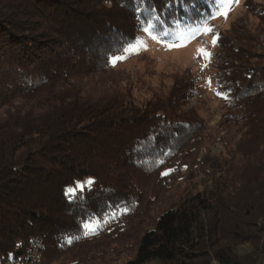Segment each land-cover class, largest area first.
<instances>
[{
  "label": "trees",
  "instance_id": "1",
  "mask_svg": "<svg viewBox=\"0 0 264 264\" xmlns=\"http://www.w3.org/2000/svg\"><path fill=\"white\" fill-rule=\"evenodd\" d=\"M207 5L0 0V264L24 259L36 237L45 243L38 264L264 260V64L231 58L216 68L217 88L231 97L220 124H238L240 136L225 139L222 156L199 160L209 183L187 195L174 167L208 137L204 117L184 107L198 80L176 78L140 100L108 76L109 56L143 32L144 7L187 33L182 22ZM85 179L94 183L73 200L66 190ZM113 210L99 234L82 235L86 216Z\"/></svg>",
  "mask_w": 264,
  "mask_h": 264
},
{
  "label": "rangeland",
  "instance_id": "2",
  "mask_svg": "<svg viewBox=\"0 0 264 264\" xmlns=\"http://www.w3.org/2000/svg\"><path fill=\"white\" fill-rule=\"evenodd\" d=\"M209 23L221 37L216 47L211 44V35H202L192 39L185 47L168 49L142 32L140 37L145 38L147 49L141 50L138 54L124 53L127 59L118 62L115 65V71L108 75L122 85L129 84L140 100H148L155 92H167L176 78L198 80L199 89L195 94L186 98L184 107L186 109L196 108L204 117L208 137L193 158L185 159L174 167L179 173L176 182L177 191L182 195L199 190L209 183L203 179L199 160L206 155L222 156L225 150V139L240 136L237 133L238 124H220L228 106L225 99L216 95L218 89L214 79L216 68L224 60L231 58H239L245 63L254 65L264 64V0H240V3L228 14L227 19L221 15L211 19ZM204 46L213 52L214 56L209 68L202 71L201 66L205 61L203 58H198L197 50ZM208 77L212 79L211 88L205 83ZM89 180L78 181L71 187ZM38 238L40 239L36 237L31 241L26 256L22 260L30 259L29 251H31L35 264L39 263L45 243L43 241L41 247L33 245L32 242ZM65 259L61 258L53 264H63ZM263 262L264 260L260 264H264ZM86 264H125V259L104 262L93 259Z\"/></svg>",
  "mask_w": 264,
  "mask_h": 264
},
{
  "label": "snow or ice",
  "instance_id": "3",
  "mask_svg": "<svg viewBox=\"0 0 264 264\" xmlns=\"http://www.w3.org/2000/svg\"><path fill=\"white\" fill-rule=\"evenodd\" d=\"M239 3L240 0H208V5L202 11L198 12L196 16L191 17L189 20L182 22V27H186L188 29L187 33L178 31L170 26H165L161 21L159 12L153 10L150 6L144 7L141 12L142 20L139 27L144 33L147 34L148 37L168 49L175 47H185L191 42L192 39L202 35H211V44L213 47H216L219 44L221 37L220 34L215 31L214 27L210 25L209 21L221 15L227 19L228 14ZM146 49L147 43L144 37H133L127 42L126 46H124L122 49H118L117 51L129 54H138L141 50ZM197 52L198 58H203L205 61V63L201 66V70L204 71L205 69L209 68L214 53L209 51L206 46L200 47ZM126 59L127 55L117 54L115 56H109L108 62L112 66H115L118 62ZM205 83L207 87L211 88V77H208ZM220 87L225 88L226 86L221 84ZM216 95L226 100L231 99L230 89L225 91L217 89ZM161 163H163V161H161ZM172 171H174V169H169L162 173V175H168ZM92 183L94 182L91 180L87 182H80L75 187H70L66 191L73 198V200L77 198L78 192L80 193L81 199H84L83 194L85 191V186L86 184L91 185ZM129 210L130 209L125 206L121 214H125ZM115 216L116 212L114 210L104 213L102 220L96 218L92 214H89L81 222L82 235L89 236L99 234V231H101L106 224L110 223L111 220L115 219ZM94 220L96 221L95 224L93 223ZM79 238H81L80 235L66 237L65 243L71 244L73 239Z\"/></svg>",
  "mask_w": 264,
  "mask_h": 264
},
{
  "label": "built area",
  "instance_id": "4",
  "mask_svg": "<svg viewBox=\"0 0 264 264\" xmlns=\"http://www.w3.org/2000/svg\"><path fill=\"white\" fill-rule=\"evenodd\" d=\"M29 252H30V259H28V260H20L18 262V264H35V258L32 257L31 251H29Z\"/></svg>",
  "mask_w": 264,
  "mask_h": 264
},
{
  "label": "bare ground",
  "instance_id": "5",
  "mask_svg": "<svg viewBox=\"0 0 264 264\" xmlns=\"http://www.w3.org/2000/svg\"><path fill=\"white\" fill-rule=\"evenodd\" d=\"M35 242H36V244H35ZM42 242H43L42 238H40V239L38 238L36 241H33L32 243H33V245H36L38 247H41Z\"/></svg>",
  "mask_w": 264,
  "mask_h": 264
}]
</instances>
